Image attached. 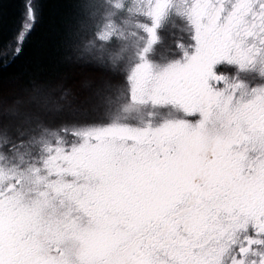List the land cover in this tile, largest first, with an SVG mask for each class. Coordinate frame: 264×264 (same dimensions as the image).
I'll return each instance as SVG.
<instances>
[{
	"label": "rangeland",
	"instance_id": "rangeland-1",
	"mask_svg": "<svg viewBox=\"0 0 264 264\" xmlns=\"http://www.w3.org/2000/svg\"><path fill=\"white\" fill-rule=\"evenodd\" d=\"M195 1L200 2V0H87L83 17L86 16L87 21L106 20L104 30L95 37L88 38L87 33L82 32L69 34L72 49L69 50L70 61L67 64V71L75 69L82 72L80 89L83 92L79 96H67V103L63 107L65 109L59 106L50 109V112L55 115V123L50 129L67 126L80 134L82 139L80 138L75 144H69V147L64 146L63 143V147L46 153L49 158L46 160L43 157L40 162L39 159L35 160L38 162L35 163V167L10 166L12 165L10 162L18 158H8L10 151L1 150L0 158L5 155L3 157L8 159L0 169V264H92L104 256L107 259L102 264H124V261L130 257L131 251L123 246L125 243L121 240L129 236L130 225L136 228L140 226L139 218L135 217L133 221L124 211L128 205L125 194L128 191L130 179H142L137 183L136 199L139 202L137 204H143V206L141 208L136 206L134 214L137 216L141 210H145L143 209L146 205L143 203V192H139L144 190V178L147 173L145 157L150 153V146L160 151L162 140L165 142V147L174 148L175 154L172 159L176 161L171 162L170 165L160 163V157L164 156L161 154L165 153L162 149L164 151H161L160 155L155 153L152 155L155 159L152 162L151 172L157 174L158 179L160 173L163 174L164 181L160 187H156V190L158 192V189H164L165 194L172 197V200L167 202L168 208H172L170 203L182 190L195 189L196 182L193 181L195 174L196 178L199 175V179L203 178L201 184L204 188L209 186L207 170L202 167L201 162H205L206 159L210 161L212 155L208 148L215 146V140L219 141L218 145H220L225 140L223 134L229 136L233 133L211 131L215 126L212 119L214 112H211L206 119L204 118L212 105L213 97L221 98L222 103L223 90L207 94L209 91L207 68L201 69L199 74L197 71L193 73V68L181 74L183 81L186 82L183 85L184 89L192 86L195 77L205 76L197 81L199 84L197 91H201V94L196 96H193L195 93L191 91L182 96L179 87L167 85L168 88H163L161 86L166 81L163 73H167L165 75L168 77L173 75L171 78L176 76L173 74V68L177 63L176 58L183 55L187 45H192L193 53L185 60L190 62L192 67L201 65L200 63L204 60H210L207 51L204 49L198 51L202 43L200 44L197 37L199 29L192 9ZM261 1L264 2V0ZM79 46L81 49L75 50ZM169 60L172 61L169 62ZM166 64L169 65L168 68H165ZM162 65L164 67L161 69ZM166 89L169 90L166 91ZM233 90L235 91V87ZM169 91L173 94L174 101L180 98L178 94H181V99L190 105V109H187L189 114L195 116L199 122L195 121L193 124L205 125L199 134L195 128L188 127L191 130L190 133L176 120L167 119L166 109L161 105L166 102V95L171 96L168 94ZM47 97L56 102L53 96ZM42 104L38 96L30 101L19 97L7 100L6 106L0 111V134L4 139V150H10L12 146L22 141L40 138L39 131L35 128L33 113ZM63 112L68 114L66 118L63 117ZM219 114L221 115L218 120L219 125L225 122L232 127L234 124H246L247 120L255 118L250 114L241 116L238 112L231 118V123H227L228 120L224 119L223 113ZM97 131L101 133L97 134ZM87 133L89 135L84 137L83 135ZM114 133L113 140L105 139L108 134ZM123 136L133 137V151L126 148V144L118 145L117 142L125 143V139L118 140ZM92 140L99 143L93 144ZM50 171L58 173L56 177L66 185L56 183L61 180H54L52 175L50 177ZM80 178L84 181L88 180V189L90 187L94 189L89 193L90 195L83 197L85 202L93 205L96 198L99 199L91 211L86 209L87 213L91 214V219L104 222L102 228L98 225L100 227L98 232L93 229L78 228L79 225H75L74 228L73 215L69 214L68 221L72 222V227L67 228L64 226L66 224L61 222L68 219L62 212L45 211L43 213L45 218L51 217V219L40 224L43 228L34 238L18 243L17 240L12 239L13 237L7 236L12 228L18 227L15 217L18 214L23 218V211H1V195L10 194L9 196L16 200L27 201L30 200V192L40 188L43 183L49 188L56 185V189L67 188L70 191L68 193L70 197L55 208L52 204L49 205L52 209H57L59 206L70 209L73 205L76 207L85 203L79 200L77 195L83 187L76 185V183L81 184L78 181ZM17 182L19 186L16 185ZM204 188L198 186L201 194L207 192ZM156 196L154 195V198ZM69 200L73 201V204ZM152 204L158 205L154 200ZM80 207L85 212L84 207ZM161 211L164 218L170 214L169 209ZM72 212L75 216L81 213ZM79 216L81 217L82 214ZM112 222H117L119 228L115 227L116 224L111 225ZM225 229L221 227V232ZM199 232L198 242L201 247L204 242L210 240L211 228L199 227ZM232 232L237 233V230L232 229ZM166 235V239H172L175 242L171 243L168 240V247L164 246L168 255L164 258L168 264H179L178 233L172 229ZM219 240L220 235L216 241ZM118 241L121 245L117 247L115 253L114 251L111 253L112 247L119 244ZM232 242L236 243L234 240ZM232 244V247L228 248L219 243L214 244L208 251L199 255L197 264H264V259L254 253L257 250L255 243ZM172 246L176 247V255L174 251H171ZM56 248H59L58 252ZM170 257H174V260L169 261ZM142 260L140 259L138 264H144Z\"/></svg>",
	"mask_w": 264,
	"mask_h": 264
},
{
	"label": "flooded vegetation",
	"instance_id": "flooded-vegetation-1",
	"mask_svg": "<svg viewBox=\"0 0 264 264\" xmlns=\"http://www.w3.org/2000/svg\"><path fill=\"white\" fill-rule=\"evenodd\" d=\"M192 9L199 29L197 37L200 44L202 43L198 47V51H203V49L207 51L210 60H204L200 63L201 65L192 67L191 63L185 60L193 53L192 45H187L183 57L180 56L182 59L176 58V67L173 68V74L176 76L171 78L173 75L168 77L165 75L167 73H163V78L166 81L161 86L163 88H168L167 85L179 87L182 96L188 94V91L195 93L193 96H196L201 94V91H197L199 85L197 81L200 77L205 76L195 77L192 86L184 89L183 85L186 82L183 81L181 74L190 68L194 69L193 73L197 71L199 74L201 69L207 68L209 70L207 74L209 75L207 79L209 91L207 94L223 90L224 96L222 103L221 98L219 99L217 96L212 98V105L208 108L204 118L206 119L211 112H214L212 119L215 126L211 131L233 133L229 136L223 134L225 140L220 145H218L219 141L215 140V146L208 148L212 155L210 161L208 162L209 159H206L205 162H201L202 167L207 170L209 186L204 188L201 184L203 178L199 179L200 175L196 178L195 174L193 178V181L196 182L195 189L182 190L180 194H177L170 203L172 208H168L169 203H167L172 200V197L165 194L164 189H158V192L156 190V187H160L164 181L163 174L160 173L158 179V175L151 172V167L155 159L152 157L153 153L160 155V152L165 150V153L161 154L164 156L160 157V163L170 165L171 162L176 161V159H172L175 150L172 146L165 147L163 140L160 143V151L149 147L150 153L145 157L147 173L144 178V190H139L140 193L143 192V203L146 204L143 209L145 210H141L137 216L134 214L136 206L137 208L143 206V204L138 205V199H136L137 183L142 179H130L129 188L125 194L128 205L124 211L133 221L139 218L140 226L136 228L130 225L129 236L127 239L121 240L125 243L123 246L128 247L131 251L130 257L124 261V264H138L140 259H143L144 264H154L155 262V264H168L164 257L168 255L165 247H168L170 239H166L165 235L172 229H175L179 236V264L182 262H184L183 264H197L199 255L208 251L214 244L219 243V245L228 248L232 247V240L236 243H255L257 250L254 253L264 259V2L261 0H240L239 2L237 0H200V2L195 1ZM171 61L169 60V62ZM163 67L164 65L160 68ZM168 67L169 65L166 64L165 68ZM168 90L166 89V91ZM168 94L171 96L168 97L164 93L166 102L161 105L166 109L167 119L176 120L182 128H186L190 133L191 130L188 127L195 128L199 134L205 125L193 124L195 121L199 122L195 116L189 114L187 109H190V105L181 99V94H178L180 98H176L175 101L170 91ZM238 112L241 116L250 114L255 118H250L246 124H234L233 127L225 122L219 125L218 120L221 117L219 113H223L224 119L228 120L227 123H231V118ZM229 128L233 130L229 131ZM91 143L97 144L99 141L92 140ZM117 143L118 145L126 144V148L134 150L133 137L130 142ZM163 145L164 147H162ZM10 163L12 164L10 166H23L19 161ZM35 163L30 166L35 167ZM25 168L22 169L25 170ZM165 168L167 167L165 166ZM197 170L199 171V166ZM49 175L50 177L52 175L54 180H61L56 177L58 173L54 171H50ZM190 177L192 179V176ZM78 181L81 184L76 183V185L83 187L77 192V195L79 200L85 202L83 197H87L94 189L91 187L88 189L87 179L84 181L80 178ZM56 183L66 185L62 180ZM16 185L19 186V182ZM198 186L207 189V192L201 194V188L198 189ZM55 187L56 185L49 188L43 183L40 188H35L30 192V200L27 201L16 200L9 196L10 194H3L1 195V211L17 210L18 212L27 208L28 212L34 214L35 236L43 228L40 224L45 223L42 219L46 216L41 214L44 213V206L48 207V212L59 211L67 218L68 214H74L72 211L81 212L80 220L73 221L74 228L75 225H79L78 228L93 229L98 232L100 230L98 225L103 227V221L91 219V214L86 211V209L91 211L94 208L99 201L98 198L93 202V205L85 202L84 205L78 204L79 206L76 207L73 205L70 209L63 206H59L57 209L49 207L52 204L55 208L56 205L63 204L70 197L68 195L70 191L67 188L56 189ZM154 195H157L158 199L154 198ZM153 200L158 205L152 204ZM70 203L73 204V201ZM29 206L31 208H28ZM80 206L84 207L85 212ZM167 209L170 210V214L164 218L161 210ZM68 210L71 212H67ZM68 220L70 219L61 222L66 224L65 227L70 228L72 222ZM135 224L139 225L138 222ZM111 225L119 228L117 222H112ZM59 226L63 225L59 224ZM203 226L206 229L211 228L210 240L199 247V227ZM221 227L226 229L221 232ZM232 229L237 230V233H233ZM219 235L220 240L216 241ZM118 242L119 244L115 245L112 250L114 253L121 245L120 241ZM170 242L174 243L175 240L171 239ZM171 248H173L171 251H174L176 255V247L172 246ZM55 250L58 252L59 248ZM168 260L172 261L174 257H170Z\"/></svg>",
	"mask_w": 264,
	"mask_h": 264
},
{
	"label": "trees",
	"instance_id": "trees-1",
	"mask_svg": "<svg viewBox=\"0 0 264 264\" xmlns=\"http://www.w3.org/2000/svg\"><path fill=\"white\" fill-rule=\"evenodd\" d=\"M86 5L87 0H0V111L8 99L15 97L30 101L38 96L43 103L33 113L39 139L22 141L10 150H4V139L0 134V153L10 151L8 158H18L16 161L23 166H30L37 159L40 162L43 157L47 159L49 156L46 153L63 147V143L69 147V144H75L81 138L80 134L67 126L50 129L55 123V115L50 109L63 108L67 96H79L83 92L80 89L82 72L75 69L67 71L69 50L72 49L69 34L82 32L87 33L88 38L95 37L104 30L106 20L87 21L86 16L83 17ZM47 96H53L56 102ZM67 116L63 112V117ZM87 135L89 133L83 136ZM114 135L108 134L105 139L113 140ZM121 139L132 141V137L123 136L118 140ZM3 156L0 158V169L8 159ZM43 210L47 211L48 207L44 206ZM79 214L82 213H77L78 216L72 214L73 219L80 220ZM22 216L17 214L18 227L12 228L7 235L18 243L35 237L34 214L26 208ZM43 221L49 219L43 218ZM106 259L104 256L92 264H102Z\"/></svg>",
	"mask_w": 264,
	"mask_h": 264
}]
</instances>
